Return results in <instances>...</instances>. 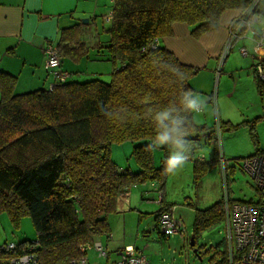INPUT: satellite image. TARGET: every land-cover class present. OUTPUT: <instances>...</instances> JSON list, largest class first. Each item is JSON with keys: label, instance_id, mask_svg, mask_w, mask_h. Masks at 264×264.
Returning <instances> with one entry per match:
<instances>
[{"label": "trees", "instance_id": "trees-1", "mask_svg": "<svg viewBox=\"0 0 264 264\" xmlns=\"http://www.w3.org/2000/svg\"><path fill=\"white\" fill-rule=\"evenodd\" d=\"M247 5V0H112L108 39L99 43L113 66L109 80L78 81L69 74L51 88L15 93L16 77L0 73V213L6 212L15 226L28 216L35 229L32 241H18L11 250L0 245V264H9L30 243L40 264L77 262L85 254L79 245L110 232L108 216L130 185L152 180L163 185L168 156L154 165L152 115L169 105L181 107L183 94L194 93L190 79L196 70L157 41L170 36L176 22L186 23L197 38L216 29L224 11H243ZM84 26L80 22L61 29L56 45L62 60L81 53ZM254 77L261 91L264 81ZM185 115L192 154L199 133L210 128L196 123L193 113ZM125 141L134 144L135 169L112 160V144ZM214 154L218 158L217 147ZM198 160L193 162L195 183L212 164ZM225 201L233 202L226 197L198 209L184 198L182 205L194 209V244L189 247L196 253L201 232L223 221ZM169 208L161 201L157 229L159 215ZM210 261L226 264V248L219 261Z\"/></svg>", "mask_w": 264, "mask_h": 264}, {"label": "rangeland", "instance_id": "rangeland-1", "mask_svg": "<svg viewBox=\"0 0 264 264\" xmlns=\"http://www.w3.org/2000/svg\"><path fill=\"white\" fill-rule=\"evenodd\" d=\"M105 17L104 13L102 16L99 15L94 24L101 42L108 38L105 28L108 27L109 22ZM252 20L256 27L264 26V0H261ZM241 47L247 50V55L240 52ZM94 54H97L96 48L90 49V56ZM254 57L257 60L264 59V45H256L251 35L238 39L224 57L221 53L209 87L205 85L203 92L195 93L200 95L207 107L203 112L193 113L194 120L210 129L199 133L194 153H190L193 159H188L182 169L167 177L166 187L167 191L174 194L173 197L180 195L177 202H174V214L180 216L189 238L194 209L182 205L184 198L192 201L198 209L208 208L226 197L233 201H257L259 198L253 180L242 168L245 158L253 155L257 149L264 150V88L261 91L258 89L252 72ZM98 58L95 63H85V61L81 63L83 70L81 78H77L78 81H86L94 77L109 80L111 62L106 60L108 58L106 50L99 53ZM69 64L70 61L66 60L64 68L76 72L75 66L68 68ZM95 67L99 71V76L91 74ZM226 121L235 128H228V125L223 123ZM133 145L130 141L112 144L110 150L112 160L122 168L135 169L136 165L131 155ZM215 147L220 150L227 162L224 173L219 156L216 158L214 154ZM154 155L155 166L159 167L164 158V151L161 148L155 149ZM202 155L206 163L212 164L199 177L198 183H195L193 162ZM148 211H150L148 216L154 215L153 211ZM151 220V218L143 220L140 230ZM117 225L120 228V225ZM224 232L223 221L202 231L196 240L195 248H199V253H196L180 234L167 237L152 231L149 252H144L146 256L152 257L153 264H211L210 259L216 262L221 259V252L225 249ZM24 239L30 241L35 239V229L31 219L24 216L18 226H15L8 214L1 212L0 245L17 243ZM143 240V236L139 235L136 241L134 239L132 241L137 246L143 247Z\"/></svg>", "mask_w": 264, "mask_h": 264}, {"label": "crops", "instance_id": "crops-1", "mask_svg": "<svg viewBox=\"0 0 264 264\" xmlns=\"http://www.w3.org/2000/svg\"><path fill=\"white\" fill-rule=\"evenodd\" d=\"M111 6L112 0H0V73L6 72L16 77L15 93L46 87L53 78L45 65L43 45L48 41L57 44L61 29L81 22L86 25L82 33L83 49L79 55L63 57L62 60V69L70 74L71 79L81 78V63H95L98 61V51L105 50L99 49L101 40L94 24L99 15L111 14ZM238 13L237 9L224 11L219 18L218 27L197 38L190 34L186 23L176 22L172 25L170 36L158 39L159 45L170 50L180 62L196 70L190 79L194 93L203 92V86L209 87L211 84L216 64L228 38V25ZM85 17L87 22L82 21ZM92 48H96L97 54L91 57ZM66 60L70 61L68 68L75 66L76 72L64 68ZM110 67L112 70V64ZM98 72L96 68L91 74L99 76ZM163 151L164 157L169 156V148ZM154 156L153 152V161ZM170 175L172 173H168L167 177ZM167 177L163 185L155 180L147 181L131 186L116 198L115 211L108 216L111 238L107 239L104 234L96 238L106 248V256H99L96 250L87 249L86 264H117L121 252L127 247L140 249L147 264H153L152 257L146 256L144 251L149 252L151 232L161 234L157 229L156 218L160 203L163 201L175 211L173 204L180 196L173 197L174 194L167 191ZM148 210L153 211L154 215L148 216ZM146 218L152 220L140 230V225ZM139 235L144 238L143 247L134 243ZM180 235L184 241H188L189 237L185 232Z\"/></svg>", "mask_w": 264, "mask_h": 264}, {"label": "built area", "instance_id": "built-area-1", "mask_svg": "<svg viewBox=\"0 0 264 264\" xmlns=\"http://www.w3.org/2000/svg\"><path fill=\"white\" fill-rule=\"evenodd\" d=\"M247 8L239 11L228 25V38L222 51L224 57L238 39H243L248 35L256 45H264V26L256 27L252 18L257 12L261 0H247ZM252 17V18H251ZM110 22L111 14L105 17ZM243 31V32H242ZM242 32V33H241ZM45 65L52 75L53 80L48 83L52 87L54 82L64 81L69 77V73L62 69V58L59 47L51 41L43 45ZM240 52L247 55V50L241 47ZM252 62L254 76L264 81V60ZM200 161L204 156L198 157ZM219 161L224 173L226 160L219 150ZM242 168L249 174L259 192L257 201H225L224 206V240L227 250L226 264H264V150L248 156L243 160ZM130 185L126 190H128ZM158 230L161 234L170 237L176 234H184L183 222L175 216L173 207L163 211L158 217ZM107 239L111 238V233L104 234ZM8 250L16 247L15 242L4 245ZM79 251L85 252L87 249H94L99 256H106V248L99 240L79 245ZM32 243L27 244L23 253L10 259L9 264H40L34 254ZM71 264H86L87 258L84 255L76 262L71 260ZM117 264H147V261L140 249L134 247L125 248L119 257Z\"/></svg>", "mask_w": 264, "mask_h": 264}, {"label": "clouds", "instance_id": "clouds-1", "mask_svg": "<svg viewBox=\"0 0 264 264\" xmlns=\"http://www.w3.org/2000/svg\"><path fill=\"white\" fill-rule=\"evenodd\" d=\"M181 107L174 104L155 111L152 120L155 123L157 134L152 148L168 146L170 154L166 160V170L175 173L182 169L192 151L193 143L187 139L189 120L185 113L205 111L207 104L199 94L186 92L181 98Z\"/></svg>", "mask_w": 264, "mask_h": 264}, {"label": "water", "instance_id": "water-1", "mask_svg": "<svg viewBox=\"0 0 264 264\" xmlns=\"http://www.w3.org/2000/svg\"><path fill=\"white\" fill-rule=\"evenodd\" d=\"M82 21H83V22H87V21H88V19H86V18H83V20H82ZM193 244H194V241H193L192 237H190L189 246L191 247V246H193Z\"/></svg>", "mask_w": 264, "mask_h": 264}]
</instances>
